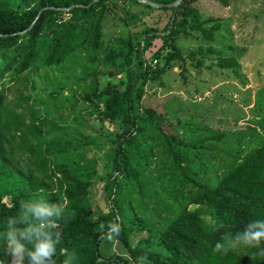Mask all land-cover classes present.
<instances>
[{
  "label": "trees",
  "instance_id": "1",
  "mask_svg": "<svg viewBox=\"0 0 264 264\" xmlns=\"http://www.w3.org/2000/svg\"><path fill=\"white\" fill-rule=\"evenodd\" d=\"M89 1L0 0V234L8 217L17 215L21 201L67 200L64 218L58 221L62 240L56 264H62L64 247L75 251L74 264H139L138 258L145 256L142 262L150 264H264V258H254L257 248L213 251L224 232L234 234L251 221L264 220V116L250 121L257 132L254 138L219 173L214 170L201 181L193 168L205 174L206 164L216 158L207 142L221 141L224 132L184 140L163 129L160 113L141 105L145 83L159 78L179 57L175 34L185 31L211 38L217 25L206 26L216 17L201 18L197 0H181L174 13L172 8L123 0L168 10L169 15L161 31L143 30L136 49L139 77L118 89L112 82L101 86L97 81L101 23L111 0L85 6ZM71 4L84 6L60 9ZM41 7L52 8L43 9L33 21ZM153 39L160 41L151 52L154 56L166 46L168 50L161 65L149 68L141 55ZM217 65L228 68L236 61L221 58ZM36 74L46 84L41 92L32 93ZM13 87L16 94L8 99L6 92ZM94 120L101 129L104 121L119 127L101 185L108 209L96 218L88 200L98 171L89 139ZM121 177L136 183L135 231L146 235L132 244L129 231L121 227L114 238L125 256H101L98 244L106 229H97V223L116 222L109 201ZM191 204L198 207L190 210ZM0 259L6 260L2 236Z\"/></svg>",
  "mask_w": 264,
  "mask_h": 264
},
{
  "label": "rangeland",
  "instance_id": "2",
  "mask_svg": "<svg viewBox=\"0 0 264 264\" xmlns=\"http://www.w3.org/2000/svg\"><path fill=\"white\" fill-rule=\"evenodd\" d=\"M107 3L101 23V71L97 81L101 86L112 82L121 89L127 80L135 82L139 77L136 49L143 30L164 29L169 11L123 0ZM198 5L201 18L216 17L214 23L206 26L207 29L209 25H217L216 31L211 38L207 35L201 38L194 32L175 34L179 57L170 61L159 78L145 83L141 105L160 113L163 129L175 132L184 140L224 132L221 141L207 142L215 150L216 158L206 164L205 174L193 168L195 178L205 181L214 170L219 173L231 156L254 138L257 132L251 129L250 121L264 116V0H199ZM159 44V39H153L141 57L148 60L156 57V64L161 65L168 47L157 56L151 53ZM226 57L235 59L236 65L220 68L218 61ZM33 78L35 90L32 93L41 92L46 79L39 74ZM4 79L9 81L8 74ZM15 94L14 87L6 92L8 99H13ZM91 123V153L96 156L98 171L89 187L88 200L96 218L108 209L101 185L114 156L115 134L119 127L104 121L101 129L97 121ZM137 198L136 183L121 177L109 201L116 222L129 231L132 244L146 235L145 231H135L133 212ZM101 224L106 225L100 220L97 229H101ZM98 252L101 256H125L119 241L109 240L106 235L99 241ZM139 264L150 263L140 261Z\"/></svg>",
  "mask_w": 264,
  "mask_h": 264
},
{
  "label": "clouds",
  "instance_id": "3",
  "mask_svg": "<svg viewBox=\"0 0 264 264\" xmlns=\"http://www.w3.org/2000/svg\"><path fill=\"white\" fill-rule=\"evenodd\" d=\"M67 200L62 203L49 202L45 199H30L21 201L16 216L8 217L5 231L0 234L4 240V255L0 264H56L57 245L61 243L62 231L59 220L64 218ZM73 217L75 212L72 213ZM219 224L218 228H223ZM105 230L107 239L119 236L121 225L109 222L100 225ZM264 220H254L245 225L242 231L234 234L224 232L213 251L226 254L237 246L257 248L255 257L264 258ZM63 256L62 264H74L76 253L67 247L60 249ZM141 261L147 257L138 258Z\"/></svg>",
  "mask_w": 264,
  "mask_h": 264
},
{
  "label": "water",
  "instance_id": "4",
  "mask_svg": "<svg viewBox=\"0 0 264 264\" xmlns=\"http://www.w3.org/2000/svg\"><path fill=\"white\" fill-rule=\"evenodd\" d=\"M96 1H98V0H90L85 6H88V5H90V4H93V3L96 2ZM135 1H137V2H139V3H142V4H145V5H148V6H150V7H156V8H159V7H167V8H172V9H173V13H174L175 9L177 8V6L179 5V3L181 2V0H173V1L169 2V3H158V2H152V1H150V0H135ZM72 6H84V5H82V4H71L70 6H68V7H66V8H60V9H63V10H69ZM45 8H52V7H41V8L37 11V14H36V16L34 17L33 21L35 20V18L37 17V15H38L43 9H45ZM33 21L30 23V25L33 23ZM30 25H29V26H30ZM27 28H29V27H27ZM27 28H26V29H27ZM26 29H24V30H26ZM24 30H23V31H24ZM23 31H21V32H23ZM196 207H198V205L191 204V205L188 206V209L193 210V209L196 208ZM203 207H205V206H203Z\"/></svg>",
  "mask_w": 264,
  "mask_h": 264
},
{
  "label": "built area",
  "instance_id": "5",
  "mask_svg": "<svg viewBox=\"0 0 264 264\" xmlns=\"http://www.w3.org/2000/svg\"><path fill=\"white\" fill-rule=\"evenodd\" d=\"M155 64H156V59H155V58H153V59L150 60V61L144 62V66L146 65V66L149 67V68L154 67Z\"/></svg>",
  "mask_w": 264,
  "mask_h": 264
},
{
  "label": "crops",
  "instance_id": "6",
  "mask_svg": "<svg viewBox=\"0 0 264 264\" xmlns=\"http://www.w3.org/2000/svg\"><path fill=\"white\" fill-rule=\"evenodd\" d=\"M199 0H197V4H198ZM227 5V4H226ZM198 8H199V5H198ZM224 8L228 9V6H225Z\"/></svg>",
  "mask_w": 264,
  "mask_h": 264
}]
</instances>
